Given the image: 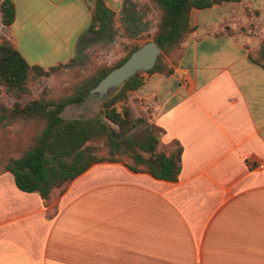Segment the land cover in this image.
<instances>
[{"label": "crops", "instance_id": "obj_1", "mask_svg": "<svg viewBox=\"0 0 264 264\" xmlns=\"http://www.w3.org/2000/svg\"><path fill=\"white\" fill-rule=\"evenodd\" d=\"M11 1L4 35L43 68L72 57L94 2ZM188 22L172 71H141L132 92L159 144L179 142L177 178L100 160L44 204L0 171V264H264V67L248 56L264 0L190 7Z\"/></svg>", "mask_w": 264, "mask_h": 264}, {"label": "trees", "instance_id": "obj_2", "mask_svg": "<svg viewBox=\"0 0 264 264\" xmlns=\"http://www.w3.org/2000/svg\"><path fill=\"white\" fill-rule=\"evenodd\" d=\"M220 1L146 0L140 5L146 8L150 3L157 10L151 39L160 49L154 64L145 71L165 75L170 73L179 55V44L190 30V7H206ZM127 4L122 2L119 12L124 19L129 18L133 11L131 2ZM13 14L12 1L0 0L1 24L8 25ZM112 14L113 11L102 0H94L88 24L79 39L85 34H97L106 29ZM137 45L131 44L113 63L96 67L93 72L81 76L67 93L56 97L42 93L31 96L32 80L48 75L66 62H57L45 68L29 64L14 44L5 35H0V124L32 119L40 121V126L31 131L30 139L24 143L20 152L0 162V171L8 170L19 189L35 191L46 204L54 188L61 190L75 175L92 162L100 160L121 161L133 171H146L161 179L177 178L180 169L179 142L172 139V148L160 150L156 131H163L162 127L134 113L127 104L119 108L115 106L117 100H124L127 92L142 82L138 71L108 91L110 95L104 97L95 116L60 115L66 104L80 101L89 87L110 68L123 61ZM248 56L251 61L264 67V50L261 45ZM1 93L11 96L9 105L3 102ZM137 125L147 130L142 141H136L130 136V131Z\"/></svg>", "mask_w": 264, "mask_h": 264}, {"label": "rangeland", "instance_id": "obj_3", "mask_svg": "<svg viewBox=\"0 0 264 264\" xmlns=\"http://www.w3.org/2000/svg\"><path fill=\"white\" fill-rule=\"evenodd\" d=\"M128 1L133 7L129 18L124 19L119 12L113 13L106 29L97 34H85L76 43L71 60L56 67L48 75H41L30 82L31 96L42 93L56 97L67 93L81 76L93 72L96 67L113 63L126 52L131 44H140L144 40L151 39L157 10L150 3L146 8L140 7L146 0H122L125 4ZM4 32V25L0 22V35H4ZM141 71L145 70L138 71L140 76ZM133 90L127 92V97L124 100H117L115 106L119 108L120 105L127 104L134 113L141 114L148 120L150 106L147 102L132 95ZM109 95L107 92L103 96H84L78 102L66 104L61 109L60 115L63 117L95 116L104 97ZM1 99L7 105L12 101L11 96L5 93H1ZM39 126L40 121L36 119L0 124V162H3L7 156L18 154L24 143L30 139L31 131ZM146 133L145 127L137 125L130 131V136L136 141H142ZM156 133L158 134L157 131ZM172 147L173 143H170V146L158 144V148L162 151H167Z\"/></svg>", "mask_w": 264, "mask_h": 264}, {"label": "water", "instance_id": "obj_4", "mask_svg": "<svg viewBox=\"0 0 264 264\" xmlns=\"http://www.w3.org/2000/svg\"><path fill=\"white\" fill-rule=\"evenodd\" d=\"M160 49L153 39H147L132 49L119 64L110 68L84 95H105L110 89L118 87L135 72L150 68Z\"/></svg>", "mask_w": 264, "mask_h": 264}, {"label": "built area", "instance_id": "obj_5", "mask_svg": "<svg viewBox=\"0 0 264 264\" xmlns=\"http://www.w3.org/2000/svg\"><path fill=\"white\" fill-rule=\"evenodd\" d=\"M260 166V164H258Z\"/></svg>", "mask_w": 264, "mask_h": 264}]
</instances>
